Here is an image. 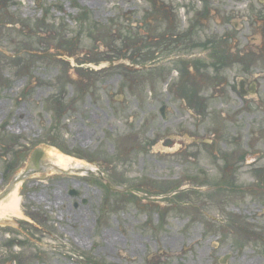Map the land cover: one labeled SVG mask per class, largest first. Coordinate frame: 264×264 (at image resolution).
I'll return each mask as SVG.
<instances>
[{
  "label": "rangeland",
  "instance_id": "1",
  "mask_svg": "<svg viewBox=\"0 0 264 264\" xmlns=\"http://www.w3.org/2000/svg\"><path fill=\"white\" fill-rule=\"evenodd\" d=\"M103 1L0 0V193L34 173L22 216L0 224V264H206L218 235L247 264L244 238L264 231V54L236 62L225 38L170 50L167 24L140 39L144 19L109 21ZM48 148L94 174H39L32 156Z\"/></svg>",
  "mask_w": 264,
  "mask_h": 264
},
{
  "label": "flooded vegetation",
  "instance_id": "2",
  "mask_svg": "<svg viewBox=\"0 0 264 264\" xmlns=\"http://www.w3.org/2000/svg\"><path fill=\"white\" fill-rule=\"evenodd\" d=\"M103 3L109 6V10L105 11L103 7V11L96 10V12L98 15L101 12L109 21L130 18L134 15H137L138 19H144L145 28L151 33L140 30V39H158L157 31L162 27L160 25L167 24V32L161 37L170 38L171 43H168V46L170 48L171 45L173 46L172 49L169 48L170 50L183 46L184 53L191 52V48L204 49L205 45H215L216 38H225L232 43V57L236 56V62L248 59L255 61L264 54V0H104ZM210 22L214 23L218 37H212L216 39L214 41H205L207 39L206 28L209 27ZM208 29L211 30L210 27ZM217 51L214 47L212 55L216 63L214 65H217L219 69L223 65L222 61L225 60V56ZM204 52L207 53L206 50ZM243 70L248 74L250 68L247 66ZM248 85L252 89L251 93L258 86L254 72H250L248 77H241L239 80L240 91L244 96L247 95L245 88ZM258 214L260 215V212ZM262 231L263 229L257 230V228L249 230L244 238L247 242L242 241L243 244L246 243L251 247H249L250 258L247 264H264V242L261 246L254 245L259 243L256 239L262 238L261 234L257 236L258 233L264 235ZM231 234L236 235V231L231 230ZM219 239L218 235L217 239L207 241L206 251L209 250L211 261L206 264H234L239 259L238 255L231 250L224 251L225 248L235 247L237 242L231 241L227 244L226 239L228 240L229 237H226L224 241ZM244 248L241 246V249ZM156 253L152 255H157ZM185 264L190 263L188 261Z\"/></svg>",
  "mask_w": 264,
  "mask_h": 264
},
{
  "label": "bare ground",
  "instance_id": "3",
  "mask_svg": "<svg viewBox=\"0 0 264 264\" xmlns=\"http://www.w3.org/2000/svg\"><path fill=\"white\" fill-rule=\"evenodd\" d=\"M18 116L21 118V120L18 122V127H27L30 129V124L27 121L24 112L22 110H19ZM86 139V137H85ZM43 158V160H42ZM41 167H40V173L43 174L46 171H50L55 168H66L71 171H80L81 174H84L88 170H96L94 166H91L87 162L77 160L74 158H71L69 156H66L62 154L59 151H56L53 148H48L46 152H44V155L41 154ZM38 174V175H39ZM60 188H62V185H59ZM22 183L21 181H17L15 185L13 186L12 190L3 198L0 199V224H11L13 217H21L22 211H21V204H22ZM58 194V193H57ZM55 196V194H54ZM33 197H37V199H41V195H34ZM58 196L56 195L55 198ZM52 205H55L52 203ZM110 237L107 241V248H110L113 244L117 243L118 240L115 234H110ZM135 250H137V246H139L136 242L133 241ZM135 252V251H134Z\"/></svg>",
  "mask_w": 264,
  "mask_h": 264
},
{
  "label": "water",
  "instance_id": "4",
  "mask_svg": "<svg viewBox=\"0 0 264 264\" xmlns=\"http://www.w3.org/2000/svg\"><path fill=\"white\" fill-rule=\"evenodd\" d=\"M161 112H162L163 116H165L164 108L161 109ZM40 154H41L40 152H37L36 154H34L35 156L33 157V161L35 162V166L38 168H39L38 159L40 158ZM31 173H32L31 171H27L23 175L17 177L16 180H14L10 184V186L2 194H0V199L4 198L8 194V192L12 189V187L14 186L16 181L24 179L27 175H30ZM89 173L92 174V171H89ZM99 174H100L101 178H103L102 173L99 172ZM108 185H110V184L108 183ZM73 193L78 194V192H73Z\"/></svg>",
  "mask_w": 264,
  "mask_h": 264
}]
</instances>
